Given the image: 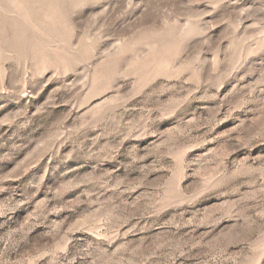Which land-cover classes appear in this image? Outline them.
Segmentation results:
<instances>
[{"label":"rangeland","instance_id":"1","mask_svg":"<svg viewBox=\"0 0 264 264\" xmlns=\"http://www.w3.org/2000/svg\"><path fill=\"white\" fill-rule=\"evenodd\" d=\"M0 264H264V0H0Z\"/></svg>","mask_w":264,"mask_h":264}]
</instances>
